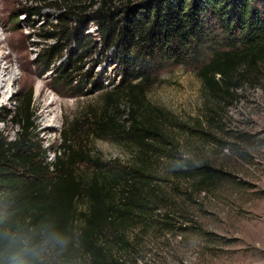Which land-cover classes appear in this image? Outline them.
Segmentation results:
<instances>
[{"label":"trees","instance_id":"obj_1","mask_svg":"<svg viewBox=\"0 0 264 264\" xmlns=\"http://www.w3.org/2000/svg\"><path fill=\"white\" fill-rule=\"evenodd\" d=\"M80 1L93 11L71 28V10L64 9L57 17V32L49 34L74 42L81 51L87 36L82 22L97 25L121 75L106 98L115 101L123 92L132 106L134 123L126 133L133 161H103L79 138L77 122L63 126L53 160L47 161V151L30 135L29 99L24 98L16 112L21 129L17 137L0 136V264H136L127 231L154 209L158 159L170 157L175 166L171 173L190 180L198 190L227 178L221 169L179 152L167 125L190 133L193 129L192 135L196 130L145 101L144 87L155 72L179 64L194 69L205 103L227 106L248 72L264 65V0H128L121 6L115 0ZM36 8L27 13L36 14ZM57 47L41 54V73L60 52ZM80 60L75 56L58 66L56 80H72ZM94 127L104 137L115 128L103 115L95 118ZM82 163L93 168L80 170Z\"/></svg>","mask_w":264,"mask_h":264},{"label":"rangeland","instance_id":"obj_2","mask_svg":"<svg viewBox=\"0 0 264 264\" xmlns=\"http://www.w3.org/2000/svg\"><path fill=\"white\" fill-rule=\"evenodd\" d=\"M126 2L115 0L114 4ZM30 7H37L36 14L27 13ZM64 9L71 10V28L81 15L93 11L80 0H0V66L11 58L16 80L0 90V136L17 137L21 129L16 112L28 98L30 135L35 145L47 151V161L53 160L52 150L60 143L63 126L77 122L79 138L93 153L105 162L116 158L127 164L134 152L126 133L134 123L132 106L123 92L115 101L105 95L121 80L119 64L94 23L82 22L87 36L81 51L72 41L51 37ZM56 45L60 52L41 73L45 69L41 54ZM75 56L81 57L78 68L70 71L75 81L58 82V66L67 65ZM153 76L144 87V100L196 130L192 135L193 129L190 133L187 128L167 125L179 152L198 164L221 169L227 178L198 190L190 180L171 173L175 166L170 157L158 159L154 209L127 231L131 258L136 264H264V65L248 72L227 106L205 103L193 68L174 64ZM98 86L103 89L96 91ZM50 101L47 121L39 122L43 103ZM101 115L115 126L109 136L95 133V118ZM78 168L89 171L93 166L82 163ZM77 205L84 210V202Z\"/></svg>","mask_w":264,"mask_h":264},{"label":"bare ground","instance_id":"obj_3","mask_svg":"<svg viewBox=\"0 0 264 264\" xmlns=\"http://www.w3.org/2000/svg\"><path fill=\"white\" fill-rule=\"evenodd\" d=\"M1 57H3V56H1ZM18 59L19 60L21 59V55L20 54H19V58ZM11 62H12V59L10 58L6 62L5 65L0 66V90L6 85V83H8L9 81L15 80V78L11 74ZM52 103H53V101L43 103L42 109H41L39 117H38L39 118L38 119L39 122L47 121V118L49 117V115L51 113V109L49 107L52 105Z\"/></svg>","mask_w":264,"mask_h":264}]
</instances>
